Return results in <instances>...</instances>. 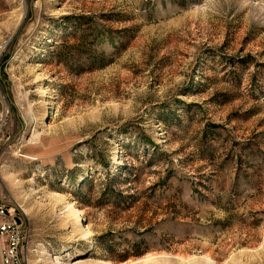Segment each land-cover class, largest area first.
<instances>
[{"label":"rangeland","instance_id":"1","mask_svg":"<svg viewBox=\"0 0 264 264\" xmlns=\"http://www.w3.org/2000/svg\"><path fill=\"white\" fill-rule=\"evenodd\" d=\"M26 264H264V0H0V206Z\"/></svg>","mask_w":264,"mask_h":264},{"label":"built area","instance_id":"2","mask_svg":"<svg viewBox=\"0 0 264 264\" xmlns=\"http://www.w3.org/2000/svg\"><path fill=\"white\" fill-rule=\"evenodd\" d=\"M25 236L21 225L0 206V264H26L23 258Z\"/></svg>","mask_w":264,"mask_h":264}]
</instances>
